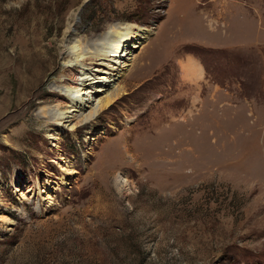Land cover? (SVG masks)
I'll return each instance as SVG.
<instances>
[{"label":"rangeland","instance_id":"1","mask_svg":"<svg viewBox=\"0 0 264 264\" xmlns=\"http://www.w3.org/2000/svg\"><path fill=\"white\" fill-rule=\"evenodd\" d=\"M124 25L114 101L51 123L118 70L63 46ZM0 264H264V0H0Z\"/></svg>","mask_w":264,"mask_h":264},{"label":"bare ground","instance_id":"2","mask_svg":"<svg viewBox=\"0 0 264 264\" xmlns=\"http://www.w3.org/2000/svg\"><path fill=\"white\" fill-rule=\"evenodd\" d=\"M74 33L75 31H72L71 25H69L68 30L65 33V41L67 42L68 40L72 39ZM139 36L140 32L133 31L131 26H112L109 27L106 32L100 35V37L93 42V44L90 46L91 48H84L79 40H75L71 42V44L63 46L61 57L63 58V62L67 65L83 66L84 61L95 58L97 61H99V63L104 64L105 66H109V64L116 65L118 70L116 71L115 75L107 78L99 75H92L91 71L87 68L82 69L78 75L72 78L71 84L69 86L61 88L64 92L63 96L67 100L65 101L66 107L63 108L64 110L61 109V104H57L52 107V109L50 108L49 112H46V110H41V114L48 115L47 119L50 120L51 123L58 125L64 123V127L72 130L75 126L74 123L79 119V117H81L82 111L86 108H90L89 102L94 100L92 97L95 93L96 87H99V92L107 91L110 87L113 91L110 93L106 92L107 95L104 97V99L95 103V105L89 109V112H87V114L81 118V120L85 122L93 120V118H95L101 111L108 108L114 101V98L119 94V90L118 88H115L114 82L116 78L120 76L121 71L131 65V60L136 58V55L132 53L130 49H128V46L129 43L136 40ZM143 37L146 38L145 36ZM132 45L133 48L137 46L136 43H132ZM137 48H139V46H137ZM185 68L186 69L184 72L187 75L189 72V64ZM89 81L92 82L89 83ZM97 81H101V84H97ZM87 85L89 89L86 90L84 94L78 95L80 88ZM186 126L184 124V127ZM174 135H176V133L173 134V136ZM174 149L175 148L173 147L172 150ZM122 153L127 154L126 152H120L119 156L122 155ZM137 158V155L133 154L130 156V162L123 160H121V162H124L122 164L133 166L137 161ZM68 167L69 166L66 164L62 167V170L70 174H74V171L68 169ZM45 200H51L49 194H46Z\"/></svg>","mask_w":264,"mask_h":264}]
</instances>
